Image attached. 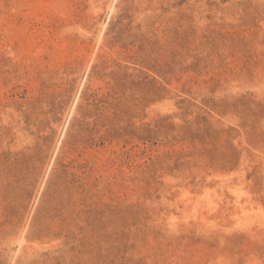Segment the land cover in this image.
I'll return each mask as SVG.
<instances>
[{"label":"rangeland","instance_id":"obj_1","mask_svg":"<svg viewBox=\"0 0 264 264\" xmlns=\"http://www.w3.org/2000/svg\"><path fill=\"white\" fill-rule=\"evenodd\" d=\"M0 264H264V0H0Z\"/></svg>","mask_w":264,"mask_h":264}]
</instances>
